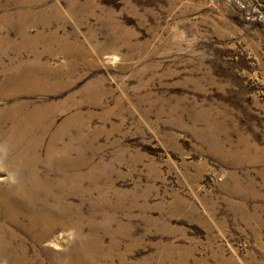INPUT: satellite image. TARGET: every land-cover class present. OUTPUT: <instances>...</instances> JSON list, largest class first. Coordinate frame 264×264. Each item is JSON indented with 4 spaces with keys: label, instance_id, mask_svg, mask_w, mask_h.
I'll return each mask as SVG.
<instances>
[{
    "label": "rangeland",
    "instance_id": "1",
    "mask_svg": "<svg viewBox=\"0 0 264 264\" xmlns=\"http://www.w3.org/2000/svg\"><path fill=\"white\" fill-rule=\"evenodd\" d=\"M0 42V113L39 118L1 116L0 187L81 213L42 264H264V0H0Z\"/></svg>",
    "mask_w": 264,
    "mask_h": 264
},
{
    "label": "bare ground",
    "instance_id": "2",
    "mask_svg": "<svg viewBox=\"0 0 264 264\" xmlns=\"http://www.w3.org/2000/svg\"><path fill=\"white\" fill-rule=\"evenodd\" d=\"M9 79L14 78L9 77ZM12 83L15 84L17 82L13 81ZM1 116L2 122L10 121L14 127H23L26 131L39 125V118L36 114L34 116L30 115L31 118H29L28 114L19 117L18 114L17 116L15 114H6L5 116V114L0 113V119ZM1 136L8 139L6 134H2ZM14 141L15 144L9 147L13 151L7 154L5 153L7 152L6 150L4 155L7 154L8 156H6L10 159L12 158L11 160L15 163L23 164V166L32 170V167L35 165L33 162L39 156V144L31 140L30 142L23 141V138L19 136L18 140ZM54 150L53 147H50L47 150V154H51ZM33 174L31 173L27 176L19 174L16 176V182L12 187H0V264H42L43 259L41 254L36 251L35 244H42L49 238H54V240L59 242L62 239L60 237V230H66L69 227L76 228V231H74L75 235L81 231L80 211L72 205H68V207L64 206L67 195L66 191L57 196L55 192L50 191V186H47V179H40ZM60 185L62 188L66 187L65 185ZM70 187L72 191L81 192L80 187L77 188L75 178L72 180ZM84 248L86 249L87 247ZM43 251L49 264H60V258L64 257V253L57 247H45ZM79 251H74L73 254L76 256L79 264H82L81 258L83 259V257Z\"/></svg>",
    "mask_w": 264,
    "mask_h": 264
}]
</instances>
